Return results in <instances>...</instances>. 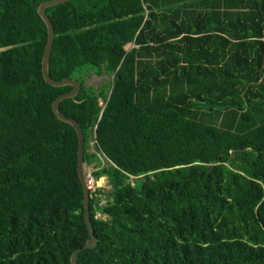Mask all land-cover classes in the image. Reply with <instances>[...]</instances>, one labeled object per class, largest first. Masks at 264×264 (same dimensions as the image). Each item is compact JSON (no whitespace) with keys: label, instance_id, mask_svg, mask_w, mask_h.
<instances>
[{"label":"trees","instance_id":"16d2710c","mask_svg":"<svg viewBox=\"0 0 264 264\" xmlns=\"http://www.w3.org/2000/svg\"><path fill=\"white\" fill-rule=\"evenodd\" d=\"M45 1L0 0V264H264V0L47 9L50 76L81 86L60 110L106 178L92 249L78 134L53 111L73 87L42 72Z\"/></svg>","mask_w":264,"mask_h":264},{"label":"water","instance_id":"95a60500","mask_svg":"<svg viewBox=\"0 0 264 264\" xmlns=\"http://www.w3.org/2000/svg\"><path fill=\"white\" fill-rule=\"evenodd\" d=\"M71 0H47L43 2L39 8H38V13L39 16L42 18L44 23L47 26V32H48V38H47V43L45 47V52L43 56V62H42V72L45 81L50 84L51 86L54 87H63V86H72L73 90L62 94L59 96L53 103V111L57 118L63 122L69 123L72 125L77 134H78V139H79V148H78V173L80 180L82 182L83 188H84V210H85V220L86 224L89 230L90 234V239L87 241V244L85 245V249H92L95 248L98 244V238L95 235L94 232V227L91 221L90 217V200H91V189L88 186L86 175H87V170H86V163L84 160V133L83 130L80 126V124L73 118L67 117L64 115L61 110H60V103L69 98H74L78 95L80 92L81 86L80 83L75 80V79H64L61 81H57L51 78L50 76V57H51V52L55 40V30H54V25L50 19V17L47 14V9L49 7L57 6L60 4L67 3ZM106 179L105 177H101L100 179ZM81 250H77L72 254L71 257V264H78L77 263V255Z\"/></svg>","mask_w":264,"mask_h":264},{"label":"rangeland","instance_id":"374dc122","mask_svg":"<svg viewBox=\"0 0 264 264\" xmlns=\"http://www.w3.org/2000/svg\"><path fill=\"white\" fill-rule=\"evenodd\" d=\"M91 72L92 73H90V75L88 76V80H87V85L88 86H93L95 88H100L101 86L110 84V81L112 79L111 77H107L105 75L104 76H98V75L94 74V73H96L95 70H91ZM90 148H91L90 152H93L95 150V143L92 142V141L90 142ZM104 164L105 165L107 164L106 161H104ZM106 186H107V188L105 190H111L110 185L108 184V182H106ZM98 217L103 219V217L101 215H99Z\"/></svg>","mask_w":264,"mask_h":264},{"label":"built area","instance_id":"2783aa9c","mask_svg":"<svg viewBox=\"0 0 264 264\" xmlns=\"http://www.w3.org/2000/svg\"><path fill=\"white\" fill-rule=\"evenodd\" d=\"M86 179H87V183H88L89 188L92 191H96L98 189V186H97L98 179L95 177V175L93 174L92 171L91 172H87Z\"/></svg>","mask_w":264,"mask_h":264}]
</instances>
